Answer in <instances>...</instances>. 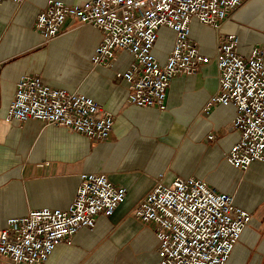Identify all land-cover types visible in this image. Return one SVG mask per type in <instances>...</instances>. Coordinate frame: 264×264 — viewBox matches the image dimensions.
<instances>
[{"label": "crops", "instance_id": "1", "mask_svg": "<svg viewBox=\"0 0 264 264\" xmlns=\"http://www.w3.org/2000/svg\"><path fill=\"white\" fill-rule=\"evenodd\" d=\"M47 1L0 3V229L8 218L31 210L65 209L81 173H102L126 189L124 201L111 216H98L92 229L79 230L70 245H57L45 264H157L151 225L136 221L131 212L163 173L166 184L195 178L233 195L251 220L226 264H264V164L255 162L244 172L231 167L224 155L238 139L226 131L235 110L218 106L203 111L218 87L214 30L191 23V37L211 62L195 75L171 81L163 111L139 108L126 103L127 84L115 76L128 68L130 56L119 54L110 69L90 64L100 40L95 28L69 19L48 43L32 31ZM220 30L236 35L239 53L247 56L264 44V0H248ZM165 34L172 32L161 28L158 39ZM171 47L160 51L156 42L153 53L163 62ZM25 75H40L53 87L100 104L114 116L107 140L91 142L35 120L5 122L15 83Z\"/></svg>", "mask_w": 264, "mask_h": 264}, {"label": "built area", "instance_id": "2", "mask_svg": "<svg viewBox=\"0 0 264 264\" xmlns=\"http://www.w3.org/2000/svg\"><path fill=\"white\" fill-rule=\"evenodd\" d=\"M247 1L81 0L68 4L48 0L32 31L48 43L69 19L92 26L100 40L90 64L110 69L119 54H127L130 65L115 73L127 84L126 103L163 111L171 81L195 75L211 62L191 37V23L213 29L218 87L203 111L234 108L235 117L226 131L237 133L238 139L224 159L244 172L255 162L264 164V44L255 45L244 56L238 51V37L220 28ZM161 28L174 34L163 62L153 53ZM3 119L17 124L39 121L96 143L107 140L114 124V116L92 98L53 87L40 75L16 81ZM163 177V173L155 177L152 189L131 212L136 221L151 225L158 243L157 264H226L251 214L235 204L233 195L203 180L175 178L166 184ZM125 196L126 189L114 186L106 174L81 173L65 209L44 207L6 220L0 229V264H45L57 245H70L79 230L94 227L98 216H111Z\"/></svg>", "mask_w": 264, "mask_h": 264}, {"label": "rangeland", "instance_id": "3", "mask_svg": "<svg viewBox=\"0 0 264 264\" xmlns=\"http://www.w3.org/2000/svg\"><path fill=\"white\" fill-rule=\"evenodd\" d=\"M173 42H174V34H170V35H160L159 39L157 41V49L161 50H166L169 48L170 44H172L173 46ZM172 49V47L169 49V51ZM168 51V52H169Z\"/></svg>", "mask_w": 264, "mask_h": 264}]
</instances>
